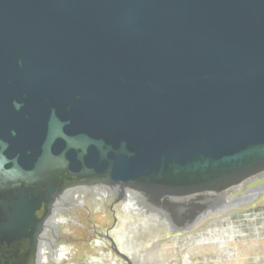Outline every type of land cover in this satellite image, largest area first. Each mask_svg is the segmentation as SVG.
<instances>
[{
  "label": "water",
  "instance_id": "95a60500",
  "mask_svg": "<svg viewBox=\"0 0 264 264\" xmlns=\"http://www.w3.org/2000/svg\"><path fill=\"white\" fill-rule=\"evenodd\" d=\"M262 171L264 0H0V264L68 184L225 196Z\"/></svg>",
  "mask_w": 264,
  "mask_h": 264
},
{
  "label": "rangeland",
  "instance_id": "374dc122",
  "mask_svg": "<svg viewBox=\"0 0 264 264\" xmlns=\"http://www.w3.org/2000/svg\"><path fill=\"white\" fill-rule=\"evenodd\" d=\"M263 185L264 173H259L225 196L173 203L158 199L154 209L153 201L143 198L145 210L155 215L161 211V217L176 227L170 230L172 225L162 221L166 230L160 233L155 228L154 237L142 234L137 219L110 207L117 191L104 186L99 189L108 190L110 205L74 206L78 222L71 219L63 226L60 241L77 264H116V260L119 264H264V187L257 191Z\"/></svg>",
  "mask_w": 264,
  "mask_h": 264
},
{
  "label": "bare ground",
  "instance_id": "6f19581e",
  "mask_svg": "<svg viewBox=\"0 0 264 264\" xmlns=\"http://www.w3.org/2000/svg\"><path fill=\"white\" fill-rule=\"evenodd\" d=\"M261 173H264V171L260 172V174ZM248 177H252V175H250ZM98 185H103L107 188L117 190L118 199L122 200L121 201L122 204H120V206H124V212L127 215H129L130 217L137 219L139 221L138 222L139 226H140L139 228H141L143 230V233H142L143 235L148 233L150 236H153L155 233L154 229L156 228V230L158 231L159 225L161 224L162 221H164V224L166 223L165 225H167V226L172 225L171 228H176L174 226L175 225L174 223H173L174 224L173 225V224H171V222L168 221V219H164L161 217V211L160 212L157 211L158 215H155L154 213H150L147 210H145L146 205L143 202H141L140 200H142L143 198H148V199H150V198L147 197V195L143 196V194L141 192L139 193L138 191H134L133 189H130V187H125V188H121L119 186H113L112 187L108 184H103V183L94 184L91 182L78 183V184H68L64 187V189L60 193H58L55 196L53 202L50 204V208L47 212L46 218L44 219L43 223L41 225H39L40 226L39 231L35 235V246H34V251H33V255H32V259L30 261V264H36V262H37L38 253H39V243H40L41 239L44 237V233H45L47 224H48L49 220L51 219L52 215H53V218H52V221L50 223V229L47 233V235H49V232H50L49 237H50V241H51V244H50L51 246H49V248H47L48 253L46 255H43L42 260H41V264H65L64 258L66 260H68L66 264H77V263H75L76 261L74 262L73 260H71V257H69V255L67 254L69 252L68 249L62 250V249L56 247L58 244H61V241H60V235L58 234L59 222L54 218V215L57 213V211H56V209L54 210V208L58 205V203H61L67 197H69L72 193H77L79 190H83V191H80L81 192L80 196H78V197L76 196L77 198H74L75 202L81 203L86 198H89L90 200H94V201H97V203H99L100 200H104V198L106 197L107 194H109V192L106 189H104V191L103 190L100 191V189L98 188ZM263 187H264V185L259 187V189L257 191H261ZM101 188H104V187H101ZM219 192H221V189L218 188V189H212V190L204 191L201 194L195 193L192 195H188V196H185V198L177 196V197H173V198H169V199L171 201L170 203H173V201L177 198H180L177 200H183V201L190 200L191 201L194 198L205 197L206 195L207 196H210V195L218 196ZM254 192H256V191H254ZM93 194L97 198L94 197ZM249 194H251V193H249ZM64 195H66V196H64ZM63 196H64V198L62 199ZM249 196H251V195H249ZM98 199H100V200H98ZM151 200L153 201L152 209H154V206H159V204L155 203V201L157 199H154V200L151 199ZM68 202L69 201L66 200V203H68ZM163 204L168 206L167 202H163ZM164 224H162V225H164ZM178 229H180V226L176 230H178ZM118 263L119 262H116V264H118Z\"/></svg>",
  "mask_w": 264,
  "mask_h": 264
},
{
  "label": "flooded vegetation",
  "instance_id": "af4514ba",
  "mask_svg": "<svg viewBox=\"0 0 264 264\" xmlns=\"http://www.w3.org/2000/svg\"><path fill=\"white\" fill-rule=\"evenodd\" d=\"M97 186V185H96ZM101 187H104L103 185H98V188H101ZM80 191H83V190H79L77 193H72L69 197H67L64 201H62L61 203H58V205L54 208V210L56 209V211H57V213L54 215V218L59 222V229H58V234L59 235H61V232H63L62 231V229H63V226H65V224H70V221H71V219H73L71 222L73 223H77L78 221L77 220H75V218H74V216H75V213L77 212V210H76V207H74V206H83L84 208H88L89 209V207H93V206H96V205H98V203H97V201H94V200H90L89 198H86L84 201H82L81 203H79V202H75L74 201V198H77L78 196H80L81 195V192ZM117 191V190H116ZM94 195V194H93ZM92 195V196H93ZM118 195V194H117ZM115 196V198H114V201L112 202V204H111V206L110 207H113L114 208V210L116 209V210H118V211H120V212H124V206H120V204H122V200H119L118 199V196ZM64 196H66V195H64ZM64 196L62 197V199L64 198ZM77 196V197H76ZM91 196V197H92ZM94 197H96V196H94ZM97 198V197H96ZM110 198H111V195H109V194H107L106 195V197L104 198V200H100V199H98V200H100L99 201V204L100 203H104V204H108V205H110L109 203H110ZM66 200L67 201H69L68 203H66ZM73 200V202H71ZM117 202V204H116V202ZM69 204H71L70 205V207H66L67 205H69ZM73 204V205H72ZM234 204L235 203H232V205H233V207H234ZM74 207V208H73ZM53 210V211H54ZM65 212H69V215H65ZM70 216H72V217H70ZM52 218H53V215H52V217H51V219L49 220V222H48V224H47V227H46V230H45V233H44V237L41 239V241H40V243H39V253H38V258H37V261H39V264H41V260H42V257H43V255H45V253H46V249L47 248H49V246H51L50 244H51V241H50V237H49V235H50V232H49V235H47V233H48V231H49V229H50V223H51V221H52ZM61 219V220H60ZM164 230H166V229H164L163 227H161L160 225H159V229H158V231L161 233H163L164 232ZM152 237H154V235L152 236ZM108 238L109 239H111L112 240V242H113V239L112 238H110L109 236H108ZM59 239V238H58ZM60 240H61V237H60ZM63 242H61V244H58L56 247H58V248H60V249H62V250H66V249H68V248H66L63 244H62ZM114 243V242H113ZM115 244V243H114ZM115 250H117V248H115ZM68 251H70L69 249H68ZM117 251H119V250H117ZM67 254H69V252L67 253ZM125 257V256H124ZM136 258V257H135ZM134 258V259H135ZM31 259H32V257H31ZM31 259H30V261H31ZM65 259V258H64ZM138 259H140L139 257H138ZM156 260V259H155ZM154 260V261H155ZM30 261H29V264H30ZM140 261H141V259H140ZM116 262H118L117 260H116ZM158 261H155V263H157ZM119 264V263H118Z\"/></svg>",
  "mask_w": 264,
  "mask_h": 264
}]
</instances>
